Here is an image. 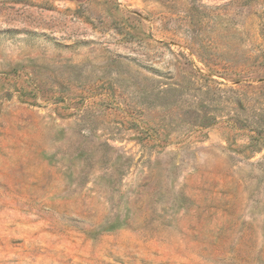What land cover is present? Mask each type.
<instances>
[{"label": "rangeland", "instance_id": "rangeland-1", "mask_svg": "<svg viewBox=\"0 0 264 264\" xmlns=\"http://www.w3.org/2000/svg\"><path fill=\"white\" fill-rule=\"evenodd\" d=\"M0 264H264V0H0Z\"/></svg>", "mask_w": 264, "mask_h": 264}]
</instances>
